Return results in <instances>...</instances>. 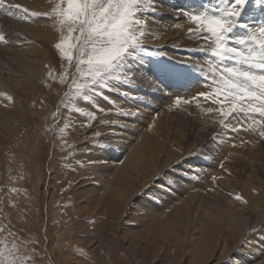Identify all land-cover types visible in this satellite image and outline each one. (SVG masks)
<instances>
[{
	"label": "rangeland",
	"instance_id": "obj_1",
	"mask_svg": "<svg viewBox=\"0 0 264 264\" xmlns=\"http://www.w3.org/2000/svg\"><path fill=\"white\" fill-rule=\"evenodd\" d=\"M216 1L218 0H184V2L171 0L167 3L173 9L195 3L196 8L199 7V10L195 12L199 11L197 13H200L205 9L204 12H207L208 9L211 13L219 6V2ZM10 2L27 7L30 12L44 13L51 11V8L61 0H10ZM156 4V0H142L139 13L140 19L148 22L142 30L144 35L141 38V43L149 46L150 49L162 46L153 43L152 40L154 25L151 24V15L157 12ZM245 7L250 10L242 11L239 18L240 23L256 25L264 22V10L256 3V0L253 2L249 0ZM153 8L155 11H152ZM192 9L194 8L192 7L190 11ZM21 15L22 13L17 12L10 17L6 12L0 10V22L3 23L0 26V32L4 33L8 41L7 44L0 42V49L2 48L0 50V76L2 80L5 78L8 81V83L0 81V249H4L5 255L15 243L20 248L18 255L30 257L26 264H222V262L223 264H241L244 259L242 253L247 250L250 239L256 238L259 231L264 236V217L261 225H253L244 233V237L236 244L237 246L233 247L231 242L233 238L230 236L228 247L224 245L226 241H223L218 248L210 249L208 252L206 248L212 243V240L206 239L207 224L210 222L207 216L202 217L196 213H188L189 217L184 218L185 221L187 219L188 224H186L179 218H175L178 215L172 214L176 224L174 223L171 229H166L164 232L157 231L155 227L161 224L165 213L172 210L175 190L173 193L169 192L170 194L167 192V197L163 200L164 192L159 188V185L165 183L168 177H173L177 181L182 180L184 177L181 176V172H185L186 169H183L181 165L187 163L186 165L189 167L192 164L204 163L201 159L214 157L218 166L212 168L213 177H218V181L229 179V186L235 188V196L231 199V204H250L252 199L245 194L248 191L246 184L251 187V182L255 186L250 190L254 193H256L257 185L254 178L245 174L248 171L242 172L240 163L246 161L242 159L243 157L252 153L259 157L261 164H264V139L259 137L258 132H240L234 137V140H228V142H224L226 146L220 147L218 144L222 143L219 142L221 138L216 134L208 135L206 133L197 148L190 152L197 153L198 156H189L172 165L170 169L164 167L151 179H146L144 187L140 186L134 196L130 190L131 187L124 186L123 188L115 184L113 181L115 170L106 176L104 183L100 179L101 173L109 172V169L105 168L106 166L121 164L122 158L119 160L112 157V152L118 153L120 148L117 150L112 147H97L100 144H114L120 147L125 141V136H128V133L124 127H128L129 116L124 113L136 112L137 105L139 112L134 117L137 116L141 121H145L147 120L145 115L150 111L148 108L151 107L150 109L154 110L151 116L155 115L154 117H156L157 113L169 108L176 94L184 95L187 91L188 95L185 98L190 99L196 92L211 90V85L200 88L203 81H198L199 74L190 65L180 62L186 61L187 63L194 59V61L197 60L198 65H205V61L209 59L204 52L200 51L205 45L203 38L189 34V28H193V26L195 28V25L188 24V27H185L182 22L184 37L189 35L191 38L195 37L191 40L190 36L186 37L189 38L190 45L182 44L183 58L174 59L176 61L173 66L165 67V70H162L156 64L162 57L163 61L165 60L164 63H167L166 59L170 60L169 58L149 56L143 50L138 49L133 50L135 59L129 58L131 70L140 74L141 79L151 77L156 80L160 87H163H161L163 92L152 91L150 85L139 81V86L129 88L136 94L137 99L117 96L115 92H106L105 95H108L111 101L109 103L95 96L91 100L85 101L83 96L76 94L72 81L74 79L76 83H82L83 79L73 75L75 73L74 62L69 64L55 48V44L64 35H67L66 29L62 30L59 24L54 23L48 17H29L24 20L21 19ZM179 16L184 22L191 23L182 14ZM174 17L178 19L177 15ZM7 22L17 23L18 28L27 25L26 29L36 28L35 30L38 32L32 34L15 30L20 37L18 41L20 43L14 46L5 28ZM10 28L13 29L11 26ZM256 30L258 31V29ZM140 31L138 29L137 35L140 34ZM197 40H202L203 43L200 44L202 41ZM189 49L197 51H186ZM1 51H12V57ZM161 51L164 52L163 48ZM21 52L25 53H23V57L19 55ZM13 53L17 54L16 58L13 57ZM190 56L192 57L188 59ZM27 59L31 62L30 70L25 69L24 61ZM65 73H68L67 83H61L60 78ZM163 74L165 75L162 76ZM120 86L128 88L126 85L121 84ZM123 90L125 89L121 88V91ZM165 92L169 94L165 95ZM164 100H168V103H164ZM126 103H130L131 110L130 107L124 106ZM200 103L201 109H197L193 103L187 111L167 110L169 116H173L170 119L173 125L184 127L190 117L198 116L208 118V120L205 119L207 120L205 125L210 129L217 118L208 116L202 109L216 106L205 102L203 98ZM99 108H103L104 111L100 112ZM76 109L81 111L78 112ZM86 112H94L97 119L90 123L88 116L84 114ZM189 112L192 114L189 115ZM255 118L259 119L258 116ZM196 119L195 124L199 120L204 122L201 118L196 117ZM149 121L150 124L144 129L145 131L155 127L153 121L150 119ZM137 123L140 124V121L134 122L133 125L136 127ZM244 123L247 126L248 123H251V118L246 119ZM199 124L197 123L196 126ZM66 125L67 127H65ZM162 127H164L163 122L160 123L158 130L163 131ZM213 128L215 125L210 130ZM61 129L64 131L61 132ZM218 130L219 126L215 128L214 133H217ZM129 132L132 133L130 130ZM194 133L197 134V137L196 129L193 130V135ZM242 140L244 143H241ZM162 141H169V139L163 134L160 140L150 139L151 146L157 142L160 149ZM234 152L235 154H233ZM185 153L183 156L189 155V153ZM213 153L215 154L211 156ZM221 164H223V170L220 167ZM248 167L245 166V169ZM162 172L163 175L153 183V178L160 176ZM262 176L264 178V173ZM141 177L144 178L145 175L141 174ZM248 178L249 180L253 179V182L248 181ZM263 178L262 182L264 183ZM150 184L152 186L144 191L143 195H138ZM122 193L126 198H123ZM262 193L264 196V184H262ZM237 194L242 196L243 201H247V203L236 200ZM149 195L160 196L162 199L159 203L149 202L147 200ZM213 201L215 200L210 198L209 202ZM143 210L145 211L144 215L138 213ZM150 215H156L161 219H151ZM218 216L220 215L218 214ZM218 216L216 214L217 221L225 228L228 218ZM195 225L197 227H194ZM231 247L233 248L231 249ZM2 260L3 257H0V261Z\"/></svg>",
	"mask_w": 264,
	"mask_h": 264
},
{
	"label": "snow or ice",
	"instance_id": "obj_2",
	"mask_svg": "<svg viewBox=\"0 0 264 264\" xmlns=\"http://www.w3.org/2000/svg\"><path fill=\"white\" fill-rule=\"evenodd\" d=\"M141 2L142 0H61L51 8V11L40 13L30 12L27 7L10 0H0V10L10 17L17 12L22 13L21 19L48 17L59 24L62 30L66 29L67 35L55 44V48L69 64L74 62L73 75L83 79L82 83H76L74 79L72 81L76 94L83 96L85 101L95 96L111 103L109 96L105 95L106 92L137 99L128 89L139 86V81L150 85L152 91H164L151 77L141 79L140 74L132 71L129 64V58L135 59L134 49L143 50L153 57L167 55L161 51L163 46L150 49L141 43L144 35L142 30L148 23L139 17ZM248 2L249 0H219V6L211 13L177 9V17L182 14L195 25V28H189V34L203 38L205 45L200 51L209 57L205 61L206 68L205 65H198L196 61L180 62L190 65L199 74L197 78L199 82L203 81L202 87L206 85L212 87L210 91L196 92L190 99L185 98L188 95L187 91L184 95L176 94L169 105V110L187 111L193 103L197 109H201V98L210 105H215L216 107L209 106L202 110L208 116L217 118L214 121L219 126L216 135L221 138L222 143L234 140L240 132H258L259 137L264 139V22L256 25L240 23L242 11L250 10L245 7ZM256 3L264 10V0H256ZM176 27L181 26L177 24ZM138 29L141 30L139 35ZM0 42L8 43L3 32H0ZM67 77L68 73L62 75L61 83H67ZM121 84L128 88L121 87ZM121 88L125 90L121 91ZM99 111L103 112L104 109L99 108ZM138 112L137 108L136 112L129 111L124 115L135 116ZM84 114L88 116L90 123L97 119L94 112ZM191 114L189 112V115ZM256 116L259 119H256ZM248 118H251V123L245 126L244 121ZM63 131L64 129H61V132ZM108 147L118 150V146L112 144H100L97 148ZM189 156L198 154L182 155L181 159L166 166L165 169H170L172 165ZM201 160L204 163L190 165V170L181 172V176L187 177L193 183H199L203 177L195 170L210 166L212 158ZM220 167L223 170V164ZM162 175L163 172L160 176L154 177L153 183ZM218 179L212 177L213 183L216 184ZM182 184L183 181L177 182L173 177H168L159 188L167 193L181 187ZM151 186L150 184L138 195H143ZM235 199L243 201L239 194ZM147 200L159 203L161 197L149 195ZM144 214L143 210L141 215ZM19 252L20 248L15 243L8 249L7 255L4 249H0V257H3L0 264H26L30 257L18 255Z\"/></svg>",
	"mask_w": 264,
	"mask_h": 264
},
{
	"label": "bare ground",
	"instance_id": "obj_3",
	"mask_svg": "<svg viewBox=\"0 0 264 264\" xmlns=\"http://www.w3.org/2000/svg\"><path fill=\"white\" fill-rule=\"evenodd\" d=\"M156 1H157V4H156L157 12L152 13V15H151V17H152V23L151 24L154 25V27H152V29H153V31H152L153 39L152 40H153V43H157V45H162L163 46V50L167 54L166 57L170 59V60L166 59L167 63H164L165 60L163 61L164 58L162 57L160 62L158 64H156V65H158V68H161L162 70H165V67L173 66L174 61H176L174 59L183 58L182 44H184V45L188 44L187 46L190 45L189 44V40H188L189 38H186V37L190 36V40H191L195 36L193 38H191V35L184 37L185 36L184 35V30H182V28L184 26L188 27V24L191 25L192 23L184 22L181 19V16H178L177 17L178 19H175V17H174V16L177 15V9H182L184 6H181L182 8L173 9L172 6L168 5V3H167V2H170L171 0H156ZM182 2H184V0H182ZM216 2H219V0L216 1ZM190 5L186 4V6L184 8H187V9H189L190 7L191 8L193 7L194 9L196 8V4L195 3L194 4L192 3ZM209 6H210V4H209ZM200 7H201V5H200ZM198 8L199 7L197 6V8L195 10L192 9L191 11L195 12L196 10H199ZM204 8H207V7H204ZM205 10H203V12ZM197 12H199V11H197ZM207 12H209L208 9H207ZM182 22L184 23V26L181 25V24H183ZM2 24L3 23L0 22V26ZM177 24H179L181 27H179V28L176 27ZM16 25H17V23H15V24H11V23L5 24V26H6L5 28L7 29L8 33H9L8 35L10 36V38L12 40L11 43L14 46L17 43H20V42H18L20 40V37H19V35L16 32L17 30L21 31V32L32 33V34H33V32H34V34H36L38 32V31L35 30L36 28L35 29H33V28L32 29L31 28L26 29L27 25H26V27H21V28L19 27L20 29ZM10 26L13 27V29H11ZM193 28H194V26H193ZM186 35H188V34H186ZM183 41H185V42L183 43ZM197 41H199V40H197ZM201 41H199V42H201ZM202 43H203V41L200 44H202ZM191 44H193V43H191ZM151 47H152V45H151ZM0 50H2V48ZM12 51H7V52L6 51H1V52H4L5 55L12 57V53H11ZM13 52H15V51H13ZM23 53L24 52H21L19 54L20 57L24 56ZM10 57H7V58H10ZM13 57L16 58L17 54L13 53ZM191 57L192 56L188 57V59L191 58ZM194 57H195V55H194ZM171 59H173V60H171ZM184 59H182V60H184ZM196 59H198V58H196ZM177 61H178V59H177ZM193 61H194V59H193ZM196 62H197V60H196ZM5 64H7V63H5ZM24 65H25V69L26 70H30L31 62H30L29 59L24 61ZM5 67H6V65H5ZM167 70H168V68H167ZM3 71L5 72V70H2V72ZM164 75L165 74H163L162 76H164ZM0 81H3V83H8V81H6L5 78H3V80H2L1 76H0ZM144 84H146V83H144ZM201 87L202 86H200V88ZM174 89L175 88H173V90ZM165 90H168V89H165ZM141 96H142V94H141ZM164 99H167V98H164ZM164 103H168V100H164ZM129 104L130 103H126L124 106L130 107V110H131V106H129ZM139 105H141V104H139ZM136 107L139 108L137 105H136ZM150 108H148L150 110L148 113H150V114L147 113L145 115V117L147 119L145 121H141L140 119L137 118V116L136 117L129 116V120L127 122L128 127H124V130L128 133V136H125V141H124V138H123L124 142H122L121 146L118 147V148H120V151L118 153L112 152V157L113 158L119 159V160L122 158L121 159V164H117V165L116 164L115 165L114 164L113 165H108L107 164L108 166L105 165L106 166L105 168H108L109 172L106 171V172L101 173V178H100L102 180V182L104 183L106 176L109 175L113 170H115L116 172H115V175L113 176V181L115 182V184L118 185V186H121L123 188H124V186L131 187L130 190L133 193L132 194L133 196L135 195V192L138 191L137 189H139L140 186L144 187V184L147 182L146 179H148V178L151 179L153 175L158 174L164 167H166L167 165H170L172 161L181 159L182 155L186 154L185 152L190 153V152L194 151L195 148H197V146L202 142L203 138L205 137V134L208 133V135H211V134L215 135L216 133H214V130H215L216 127H218L217 126L218 124L216 125L214 123L213 125H211V127H214V125H215V128L210 130L211 127L209 129L208 126L205 125V122H207L208 118L196 116L197 118L203 119L204 122L199 120V121H197V123H200V124L198 126H196V124H197V123L195 124V122L197 120L196 117H193V118L190 117L189 121H187V123H185V126L180 128V127H177V126L173 125L172 121L170 120L173 116L172 115L169 116V113L167 112V110H169V108L164 109V110L160 111L157 114L155 113L156 117H154L155 115L153 117L151 116L154 110H152ZM159 108H161V107H159ZM142 110H145V108H142ZM139 118H140V115H139ZM137 119L140 121V124L137 123L136 124L137 128H136L135 125H133V123L134 122H138ZM149 119L153 121L152 123H153V125H155V127L153 129L149 130V131H145L144 129L148 126V124H150ZM205 119H207V120H205ZM162 122H163V125H164V127H162L163 131L162 130H158V127H159L160 123H162ZM153 125H151V126H153ZM122 126H124V125H122ZM198 128H200V129H198ZM195 129L198 131V136L197 137H196L197 134L194 133V135H193V130H195ZM129 130L132 131V133H131L132 135L130 134ZM126 132H125V134H126ZM162 134L165 135L169 139V141H162L160 143L161 149L157 145V142H156V144L151 146L150 139L155 140V141L160 140ZM149 136H152V137H149ZM207 138H209V137H207ZM216 142H218V141L216 140ZM219 142H221V141H219ZM225 144L226 143L223 142V143H220L218 145L220 147V146H223ZM219 150H221V149H219ZM211 152H212V149H211ZM236 152H238V151H236ZM252 152H254V151H252ZM243 153H242V155H243ZM214 154L215 153H213L211 156H213ZM233 154H235V152ZM255 154H257V153H255ZM203 155H205V154H203ZM224 155H226V154H224ZM259 155H260V153H259ZM211 158H212V160L210 162V164H211L210 166H208V167H206L204 169L203 168H197L195 170L196 172L200 173V175L203 177L199 181V183H193V182L189 181L187 177H184L182 180L177 181V182L183 181V184H182L181 187H179V188L174 190L173 202H172V210L170 212L169 211L166 212L165 215H164L165 216L164 219L161 220L162 222L160 221L161 224L157 225L155 227V228H157V231H159V232L163 231L164 232V230L171 229L173 227L174 223L176 222L175 218L176 219L179 218L180 221L185 223L187 221V219L185 221L184 218L185 217H189L187 215L188 213L189 214L190 213H196L197 215H202V217L207 216V218L209 219L210 222H209V224H207L208 225V230L206 232V239L210 238L212 240V243L206 248V250L208 252H210L209 251L210 249L218 248L220 243L223 242V241H226L224 243V245H226L228 247V243H230L229 242L230 241V239H229L230 236L233 238L232 241H231L233 243V247L237 246L236 244L239 243L241 241V239L244 237V233L247 230H249L250 227H252L253 225L254 226L261 225L262 222H263V217H264V196H263V193H262V184H264L262 182V178H263L262 175L264 173V166H263L264 164L262 163L263 164L262 165L260 163L259 157L251 153V155H248L247 157H243L242 158V159H244L246 161H243V162L240 163V164H242L241 165V167L243 169L242 172L248 171V173H245V174H247V176H251L252 178H254V180L256 181V185H257L256 193L250 191V190L254 189V188L251 189V187H255L251 182H250L251 187L248 184H246L247 186L245 185L246 189L248 190L247 192H245V194L247 196H250L252 200H251L250 204H246V205L241 204L243 206L231 204L230 201H232L231 199H233L234 196H235V193H234V189L235 188H233L232 186L231 187L229 186V179L228 180L225 179V180L217 181L216 184L213 183L212 177L214 175V171H213L212 168L214 166H218V164L215 161L214 157H211ZM219 160H221V159L219 158ZM114 161H116V160H114ZM186 164H184L185 166L181 165V167L183 169H186V171H189L190 169H189V167H187ZM192 165H195V164H192ZM245 166H249L248 169H245ZM219 169H217V170H219ZM180 170L182 171V169H180ZM136 171H138V173H136ZM249 172H250V174H249ZM165 173H167V172H165ZM141 174H144L145 177L142 178ZM167 174H169V173H167ZM172 176H173V174H172ZM247 180L248 181H250V180L252 181L253 179L249 180V178H248ZM237 182H239V181H237ZM183 188H185V189H183ZM242 189L244 190V188H242ZM172 193H173V191H172ZM122 194H120V195H122ZM166 197H167V193L164 192L163 193V200H165ZM123 198H126L124 194H123ZM207 198H209V200H207ZM210 198H213L215 201H213L212 203L209 202ZM125 200L127 201V199H125ZM234 200H233V202H234ZM225 202H228L230 204L227 205ZM124 204H126V203L124 202ZM174 211H175V213H174ZM134 213H136V212H134ZM138 213H141V212H138ZM215 213L217 214V216L219 214L220 216H226L228 218L227 219L228 220V224H227V226L225 228L221 225V223L219 224V222L216 219V214ZM172 214H174L175 216L178 215V217L174 218V217H172ZM191 216H193V215H191ZM220 216H218V217H220ZM150 218L151 219H157V220L161 219V217H156V215H150ZM215 221H216V223H215ZM186 224H188V223L186 222ZM202 225L203 224L201 223V226ZM163 226H165V227H163ZM176 227H177V225H176ZM194 227H197V226L195 225ZM186 229H187V227H186ZM233 247H231V249ZM231 249L229 250V252L231 251ZM242 254L244 255L243 256L244 259H243V262L241 264H264V236H262L260 231L258 232V236L256 238L250 239V241L248 243V246H247V250L243 251ZM207 255L209 256V253Z\"/></svg>",
	"mask_w": 264,
	"mask_h": 264
}]
</instances>
